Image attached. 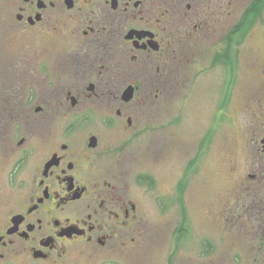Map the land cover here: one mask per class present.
Wrapping results in <instances>:
<instances>
[{
	"label": "flooded vegetation",
	"instance_id": "1",
	"mask_svg": "<svg viewBox=\"0 0 264 264\" xmlns=\"http://www.w3.org/2000/svg\"><path fill=\"white\" fill-rule=\"evenodd\" d=\"M253 1L241 12L239 0L0 5L5 40L20 49L18 68L27 76V131L16 133L11 145L25 149L27 178L0 223V260L9 255L27 264H96L99 255L126 252L146 225L144 193L154 181L136 179L143 195L131 194L110 172L114 145L126 134L132 139L142 133L150 98L173 86L181 69L234 73L241 35L251 32L255 18H264V4L247 12ZM257 28L264 41V21ZM250 75L239 177L229 180L233 195L217 212H203L202 222L215 224L221 234L240 232L255 264L264 261V43L253 53ZM186 182L152 199L155 225L169 229L166 264H218L212 257L218 246L207 237L199 238L193 262L176 257L188 247L192 230ZM235 257L237 264L245 260Z\"/></svg>",
	"mask_w": 264,
	"mask_h": 264
},
{
	"label": "rangeland",
	"instance_id": "2",
	"mask_svg": "<svg viewBox=\"0 0 264 264\" xmlns=\"http://www.w3.org/2000/svg\"><path fill=\"white\" fill-rule=\"evenodd\" d=\"M7 2L0 0V5ZM249 2L239 0L240 12ZM259 21L264 18H255L251 32L241 35L233 74L220 67L202 72L181 69L173 86L160 91L157 98H150L144 109L142 133L132 139L126 134L114 145L116 153L109 156L113 162L110 172L118 181L134 195H143L136 179H153L154 186L144 193V229L128 243L124 254L99 255L96 264H166L169 229L167 223L155 225L157 213L152 199L157 194H168L179 180L187 181L184 198L192 230L188 247L176 257H191L193 262L198 258L199 238L207 237L218 246L212 254L218 264H237L233 261L235 255L245 258L239 264H254V252L242 246L245 239L240 232L221 234L215 224L204 226L202 214L206 210L217 212L233 195L229 180L238 178L242 167L253 81L250 69L254 51L264 43L257 28ZM6 35V27L0 24V223L8 206L18 198L21 180L27 178L25 149L13 151L11 146L16 133L19 136L27 131V76L18 68L20 49L9 45ZM7 97L12 103H6ZM126 139L131 140L127 143ZM124 140L125 145L121 144ZM168 218L170 215L160 217L163 222ZM260 255L264 257V252ZM0 264L27 261L8 255Z\"/></svg>",
	"mask_w": 264,
	"mask_h": 264
},
{
	"label": "trees",
	"instance_id": "3",
	"mask_svg": "<svg viewBox=\"0 0 264 264\" xmlns=\"http://www.w3.org/2000/svg\"><path fill=\"white\" fill-rule=\"evenodd\" d=\"M262 4H264V0L261 3H260V0H254L253 3H252V5L247 9V12L248 13L251 12L253 14L256 13V12H258L259 11V8L262 6ZM245 17H247V15Z\"/></svg>",
	"mask_w": 264,
	"mask_h": 264
}]
</instances>
